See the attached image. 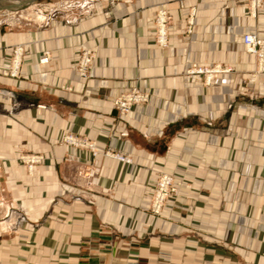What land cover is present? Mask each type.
I'll return each instance as SVG.
<instances>
[{
    "label": "crops",
    "instance_id": "1",
    "mask_svg": "<svg viewBox=\"0 0 264 264\" xmlns=\"http://www.w3.org/2000/svg\"><path fill=\"white\" fill-rule=\"evenodd\" d=\"M249 33L264 38V3L253 16L250 0H98L76 18L0 28L2 66L12 47L26 53L19 80L0 76V264H264V75ZM193 66L229 72L207 84ZM134 89L149 102L119 117L114 99ZM69 131L132 165L67 147ZM24 151L43 158L32 173ZM161 174L183 187L155 216Z\"/></svg>",
    "mask_w": 264,
    "mask_h": 264
},
{
    "label": "built area",
    "instance_id": "2",
    "mask_svg": "<svg viewBox=\"0 0 264 264\" xmlns=\"http://www.w3.org/2000/svg\"><path fill=\"white\" fill-rule=\"evenodd\" d=\"M263 3L264 0H250V12H252L253 16ZM193 15L194 13L192 12L188 20L189 27L193 25ZM170 21L171 17L165 8L162 7L157 10L154 19L156 29L155 41L157 46L163 49L169 46L168 29ZM242 44L245 51L250 55H253L256 59V73L264 75V38L257 33H249L243 36ZM13 53L12 57L6 61L4 66L0 64V76L11 79H16L21 76L24 49L23 47H16ZM92 59L93 57L89 53H86L82 61L78 63L77 71L80 77H88L92 65ZM50 60V54L46 53L39 60V65H48L51 62ZM222 72H229V70H222L219 66L212 69L193 66L189 70L190 74L207 76L205 80L207 84H210L211 81ZM148 102V95L134 89L116 97L113 101V105L120 116H128L136 107L145 106ZM61 143L73 150L86 152L90 154L93 159L103 156L108 159H113L122 165H132L133 163L130 156L109 149L101 150L95 142L70 131L63 134ZM21 162L26 165L27 171L32 173L35 167L42 164L43 158L39 155H29L23 157ZM181 187H183V183L172 175H159L155 181L154 190L150 199L151 213L155 216L161 215L166 208L168 201L179 194Z\"/></svg>",
    "mask_w": 264,
    "mask_h": 264
},
{
    "label": "rangeland",
    "instance_id": "3",
    "mask_svg": "<svg viewBox=\"0 0 264 264\" xmlns=\"http://www.w3.org/2000/svg\"><path fill=\"white\" fill-rule=\"evenodd\" d=\"M3 1H4L3 5H0V28H2L3 30L5 29L21 30L28 28L34 29L39 25H43L45 22H47V20L50 19H60V18L65 19L68 17L76 18L81 14H83L85 11L89 10L91 4L98 0H3ZM16 47H23L24 49L23 63H24V58L26 53L23 45H16L12 47L10 50V55L7 57L5 61H7L12 57V54H14L13 51L16 49ZM46 53L50 54V52L46 51L41 55V57H43ZM86 53H89L93 57L92 59V64H93L94 54L90 51H85L81 53L77 61V66L78 63L82 61ZM50 59H51L50 61H52L51 54H50ZM258 75H262V74H258ZM20 78L21 76L19 78H16L15 80H19ZM139 91L144 93L145 95H148L146 92H143L141 90ZM128 116L119 115V117H128ZM29 155H38V154L29 151H24L21 153V155L18 158L19 162L25 167L26 165L21 162V159ZM3 201L5 200L3 199Z\"/></svg>",
    "mask_w": 264,
    "mask_h": 264
},
{
    "label": "bare ground",
    "instance_id": "4",
    "mask_svg": "<svg viewBox=\"0 0 264 264\" xmlns=\"http://www.w3.org/2000/svg\"><path fill=\"white\" fill-rule=\"evenodd\" d=\"M4 1L3 0H0V5H3Z\"/></svg>",
    "mask_w": 264,
    "mask_h": 264
}]
</instances>
